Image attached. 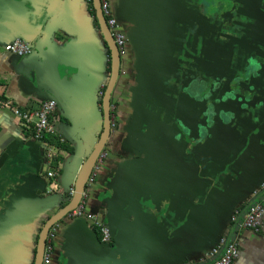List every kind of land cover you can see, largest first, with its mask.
Wrapping results in <instances>:
<instances>
[{
    "label": "crops",
    "instance_id": "0c3cea01",
    "mask_svg": "<svg viewBox=\"0 0 264 264\" xmlns=\"http://www.w3.org/2000/svg\"><path fill=\"white\" fill-rule=\"evenodd\" d=\"M105 1L112 17L127 35V44L112 95L117 126L107 143L104 158L97 164V170L95 168V182L87 187L85 209L117 230L124 210L137 197L168 198L182 210L187 201L192 204L188 212L191 222L173 237L159 228L147 231L145 223L139 228L137 254L128 262H112V245L103 242L99 231L84 219L67 216L54 226L51 264L196 263L205 259L223 237L238 244L239 257L233 264H264V214L259 233L241 227L249 206L264 198V102L257 98L250 105L263 110V114L257 112L259 120L253 118L254 113L250 114L247 116L249 125L244 129L242 123L231 116L227 124H219L218 130L212 133L211 149L199 151L197 157L209 154L220 165L214 180L201 172L204 164L197 166L175 151L152 121L156 103H162L158 99L160 92L172 74L170 62L176 61L175 52L186 36V30L179 33V28L186 29L192 22L197 32L196 23L202 11L211 19L208 24L222 21L224 28L229 29L227 32L231 29L233 37L225 42L226 48L218 45L211 50L219 63L225 61L228 50L232 51L234 59L242 57L244 53L238 47L243 46L247 47V54L242 64L255 54L263 61L264 0H236V11L241 19L246 18L243 23L248 25L244 30L242 26L239 28L237 16L233 20V5L227 13L228 19H223L219 10L224 0ZM206 2L208 4L203 6ZM37 8L41 14L38 20L28 14L25 0H0V100H11L24 108L56 99L60 106L55 128L63 136L64 148L57 147L56 137L49 141L35 139L10 111L0 108V164L6 158L10 160L8 168L19 157L27 161L29 151H38L43 157L50 149L48 145L55 154L53 163L44 166L46 171L41 169L39 182L29 183L36 190L26 193L25 198L16 203V207L22 205L23 210L0 222V225L5 222L0 231V264H34L41 229L71 201L76 179L100 139L104 122L102 100L110 78V52L90 1L41 0ZM37 10H33V14H38ZM190 11L195 12L194 15ZM199 25L200 32L204 20ZM15 40L29 42L31 54L19 57L6 51V46ZM81 54L88 61L86 67L90 68L87 89L76 84L65 90L56 76L55 64L62 57L74 59ZM164 58L167 59L164 65L169 66L162 69L160 61ZM220 70L209 71L211 75L227 74ZM257 82L263 87L260 94L264 97V72ZM222 85L217 80L214 92ZM237 110L238 106L233 109ZM159 113L163 111L159 109ZM252 121H258V129L251 127ZM244 131L252 134L250 146H245L248 144L243 139L247 137ZM237 141L244 155L239 162L223 169L219 161L226 159L229 147ZM16 153L19 154L15 156ZM49 172L56 174L55 179L48 176ZM7 174L8 171L1 176L0 195H4L12 180L5 182ZM39 190L41 194L37 193ZM234 218L237 222L232 221ZM126 220L124 227L130 231L135 220L129 216Z\"/></svg>",
    "mask_w": 264,
    "mask_h": 264
},
{
    "label": "water",
    "instance_id": "95a60500",
    "mask_svg": "<svg viewBox=\"0 0 264 264\" xmlns=\"http://www.w3.org/2000/svg\"><path fill=\"white\" fill-rule=\"evenodd\" d=\"M40 2L41 0H25L28 14L31 13L33 18L37 20L40 19L41 16L37 10V6ZM93 6L96 11V17L103 38L111 52V73L102 100L104 117V125L102 126L103 133L94 151L83 164L76 179L75 190L71 201L60 212L51 217L42 227L34 255V264L44 263L43 255H45L47 240L51 229L79 207L86 193L88 182L97 167L98 161L102 156L111 134V100L120 76L121 53L104 15L102 0H93ZM33 10H37L38 14H33ZM199 12L200 9H198V13ZM194 13L190 11V14L194 15ZM208 17L209 16L204 15L202 11L200 12L198 23H196L198 24L199 30L201 29L199 25L201 20L204 18L210 20ZM194 29L195 27L192 22L186 25V29L179 28V33H183L186 30V36H184V39H181L183 42L181 41L179 44H182L183 49H181V51L185 53L184 59L190 61L189 63L182 61L183 67L188 69V71L193 68L192 64H195L199 58H203L204 52L203 43L201 47L199 45L202 38L201 33L199 30L197 33ZM213 37L216 36L213 35L211 37L212 42H214L210 45L211 50L212 48L215 49L218 45L220 48L225 47V45L220 44L219 39L224 42H228L231 39V36L228 37L222 33L217 41H215ZM28 44L32 49L31 44L29 42ZM228 47L227 45V48ZM238 48L241 52L243 51V47ZM235 49L237 48L235 47ZM187 53L193 55V57L191 56L188 58ZM232 55L233 53L231 51L228 64H226V59L221 63L222 69L220 71H224L227 73L226 75L220 76L218 73V76L216 73L211 75L210 73H212V71L201 68V70H198L196 77H194L188 85H185V82H180L177 85L179 80L173 75L179 73L181 76L182 74L185 76V71L180 69V59L175 56L176 61L174 60V63L170 62L172 74L170 78L167 79L166 85L163 86L162 92H160L161 96L158 97L162 103L161 105H157L156 103L155 111H153L152 114V121L157 126L156 129L160 126L161 129H163L162 131L165 132L163 138L169 142L175 151L179 152L180 155L189 162L194 161L193 163L196 162L197 166L198 164H204L201 167V172H204L205 176H208L211 180H214V173L219 170L220 165L216 163L217 161H214L209 154L204 155L203 158H199L197 155L202 149L204 151L211 149L210 140L213 135L212 133L218 130L219 124H227L231 116L237 118L242 123V128L245 129L249 125L247 116L254 113L253 118L259 120L260 117L257 115V112L262 113L261 111H263L261 108H252L250 105L253 104L257 98L259 102H264V97H261L260 94L261 88L263 87L257 82L262 72H264V56L262 58L263 61H260L258 60V54H255L254 56H250L248 62L242 64L241 59L245 56L244 54H241L242 57L240 56V58L236 59H234V55ZM68 58L62 57L55 64L54 69L56 76L60 78L65 90H68L66 87L75 86L76 84H78L80 88L86 90L87 87H85V85L87 86V78L90 70V68L85 65L88 64L87 59L82 54L81 56H74V59ZM158 65L159 64H157V66ZM162 66L163 64L160 65V67ZM212 70L215 69L213 68ZM31 78L34 80L33 76H31ZM217 80L222 82L223 85L219 87L215 93L213 87ZM76 89L77 88H75V90ZM170 91L171 93H169ZM50 100H55L58 106H60L56 99ZM237 106L238 110L234 112L233 109ZM159 109H161L163 113L160 114ZM257 123L258 121H252L251 127H253V129H258ZM220 130H222V128H220ZM244 132L247 134V137L243 139L248 144L245 146H250L252 134L247 131ZM238 143L239 141L234 143V146L229 147L224 161H219V163H223V169L239 162L244 155V151L239 148ZM230 149L233 150L231 151ZM17 154L19 153H16L15 156ZM29 155V160H20L19 157L17 162L9 168L7 167V163L10 161L9 158H6L5 161L0 164L2 165L0 179L7 171V180H5V182L12 178L4 195H0V222L7 217L12 215L15 216L17 213H20L21 210H23L22 205L21 208H17L16 203H18L20 198L23 199L26 193L36 190V188H32L31 185L29 186V183L33 184L39 182V173L40 171L42 172L41 169H45L44 161L42 164V157L39 156L38 151H29ZM37 193L41 194V191L39 190ZM202 193L204 195L206 191L204 190ZM210 193L212 194V192ZM176 206H178L176 202L168 198L147 199L145 197H137L135 201L129 205L128 209L124 210L122 214L123 217L120 219L117 230L112 229V227L108 225L111 230L113 241L112 244H107L112 245L110 260L112 262H128L130 258L134 257L133 254L136 253L138 249L137 237L140 236L139 233L141 231L139 228L145 225V223L147 231L153 228H159L169 237L177 236L191 222V215L188 212L192 209V204L187 201V203L183 205V207L185 206L184 210ZM128 216L135 220L134 226L130 231H127L124 227V223L127 221L126 218H128ZM4 227L5 222L0 225V231ZM0 234L2 233L0 232Z\"/></svg>",
    "mask_w": 264,
    "mask_h": 264
},
{
    "label": "built area",
    "instance_id": "2783aa9c",
    "mask_svg": "<svg viewBox=\"0 0 264 264\" xmlns=\"http://www.w3.org/2000/svg\"><path fill=\"white\" fill-rule=\"evenodd\" d=\"M103 10L106 17L109 19L108 24L114 31V36L118 46L121 48V50L125 49L126 38L121 32L120 25L117 20L112 17L108 3L105 0L103 3ZM5 50L17 56L24 57L31 54L32 49L27 42L15 40L13 43L7 45ZM0 108L10 111L13 117L20 123V126L23 127L27 133L32 134L35 139L44 141L43 139H45V137H56L60 143L64 142L63 136L59 133L57 128H55L56 114L59 111L58 103L55 100H46L37 106L24 108L14 105L11 100H0ZM48 147L50 149H48V152L46 153V159L48 165H51L53 163L55 154L49 145ZM48 176L52 179H55L56 174L49 172ZM95 177L96 175L93 173L87 187L93 185L95 182ZM73 193L74 191L72 190L71 195H73ZM85 205L86 200L83 197L79 207L72 211L68 216L74 219H85L89 224L94 226L97 231H99L104 243L112 244V234L108 225L105 224L99 215L87 212ZM263 214L264 198L262 201H256L254 204L249 206L241 227L252 232L259 233L263 224ZM236 220L237 219L234 218L232 221L237 222ZM55 229L56 228L53 227L50 231L45 249V255H43V264H51V256L53 253L51 238L55 235ZM238 257L239 247L237 242L233 239L223 237L219 244L207 254L205 259H201L196 263L187 262L183 264H233L234 261L238 259Z\"/></svg>",
    "mask_w": 264,
    "mask_h": 264
},
{
    "label": "flooded vegetation",
    "instance_id": "af4514ba",
    "mask_svg": "<svg viewBox=\"0 0 264 264\" xmlns=\"http://www.w3.org/2000/svg\"><path fill=\"white\" fill-rule=\"evenodd\" d=\"M103 3H104V0H102V8H103ZM207 4L208 3L206 2V4L203 5V6H206ZM220 5L222 6V8L219 11H220V14H222V16H223V19H225V18L228 19L227 18L228 17L227 13L229 12L230 6L233 5L234 8H235V15L232 14L235 17V18H233V20H235L236 16H237V18L239 20V23H240L238 26H239V28H240V26H242L243 30L245 29V27L248 26L246 23H243V22H245L246 18L243 17L244 19L243 18L241 19L239 14H238V12L236 11L237 10L236 6H238L237 3H236V0H224V5L226 6V8H224L223 4H220ZM103 12H104V10H103ZM104 15H105V13H104ZM105 17H106V15H105ZM208 18H210V17H208ZM106 19H107V22H108L109 19L107 17H106ZM203 20H204V24L205 25H203V29L200 31L202 38H201V42L199 44L200 47H201V45L203 43V49H204L203 58H199L198 61L195 64H192L193 68L190 71H188V69L184 68L183 65H182V61H185V62H188V63L190 62V61H187V60L184 59L185 53L183 51H181V49H183L182 48V44L179 45L177 51L175 52V55H177V57L180 59V61H179L180 69L182 71H185L184 72L185 76H183V74L181 76L179 73H176V74L173 75L177 80H179L177 85L180 82H185V85H188L194 79V77H196V74H198V70H201V68L204 69V70H207V71L212 70L214 68L217 72L221 68V63H219L220 62L219 58L215 54H213V51H211V48H210V45H212L214 43V42H212L211 37L213 35H215L216 37H213V39L215 41H217L221 37V33L227 35L228 37L232 36L231 33H230L231 29H230L229 32H227V30H229V29H228V27L224 28V25H223L222 21L218 22V24H215V25H214V23L213 24L209 23V25H208L209 19L204 18ZM98 24H99V22H98ZM119 25H120V23H119ZM108 26H109V24H108ZM109 28H110V31H111L112 35L114 36V31L112 30V28L110 26H109ZM120 30L124 34V36L126 38V44H127V35L125 34V32L123 31L121 26H120ZM114 38H115V36H114ZM182 39H184V38H182ZM115 41H116V39H115ZM219 42L222 45H226V43L224 41H222V40L220 41V39H219ZM116 44H117V42H116ZM183 45H184V43H183ZM117 46H118V44H117ZM125 47H126V45H125ZM118 48H119V51H120V53L122 55L123 52L125 51V49L121 50V48L119 46H118ZM246 48L247 47L243 46V51L242 52L244 53V55L247 54L246 53ZM109 52H110V50H109ZM110 54H111V52H110ZM175 55H174V58H175ZM191 56L193 57V55L187 53V57L188 58H190ZM230 57H231V51H228L226 53V64H228ZM165 58L160 61V63L163 64V66L161 67L162 69H164L165 67L169 66V65H164L165 60H167ZM241 61H242V59H241ZM166 71H168V70H166ZM110 73H111V57H110ZM106 87H105V89L103 91L104 93L106 91ZM103 96H104V94H103ZM116 126H117V124H116V120L114 119V112H113V106H112V100H111V127H110L111 134H110V137H111V135H112V133L114 131L113 129H115ZM158 130L160 131L161 135L162 134L165 135V132L162 131L163 129H161L160 126H159ZM102 133H103V128H102ZM110 137H109V139H110ZM106 146H107V144H106ZM106 146H105V148H106ZM105 148H104L103 153H102L103 156H102V158H100L98 163L100 161H102V159L105 156V154H104ZM42 160L44 161V166H46V164H47L46 153L43 155Z\"/></svg>",
    "mask_w": 264,
    "mask_h": 264
},
{
    "label": "trees",
    "instance_id": "16d2710c",
    "mask_svg": "<svg viewBox=\"0 0 264 264\" xmlns=\"http://www.w3.org/2000/svg\"><path fill=\"white\" fill-rule=\"evenodd\" d=\"M90 1V4H91V7H92V13H93V15H94V18H95V21L97 22V26H99V24H98V20H97V18H96V12H95V10H94V7H93V0H89ZM51 138H53V137H45V139H43L44 141H49ZM56 144H57V147L58 148H64L63 147V144L62 143H57L56 142ZM36 252V251H35Z\"/></svg>",
    "mask_w": 264,
    "mask_h": 264
}]
</instances>
